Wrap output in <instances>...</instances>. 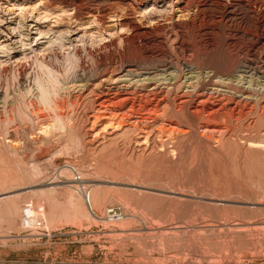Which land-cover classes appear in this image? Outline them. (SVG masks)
I'll use <instances>...</instances> for the list:
<instances>
[{"label":"rangeland","instance_id":"1","mask_svg":"<svg viewBox=\"0 0 264 264\" xmlns=\"http://www.w3.org/2000/svg\"><path fill=\"white\" fill-rule=\"evenodd\" d=\"M0 264H264V0H0Z\"/></svg>","mask_w":264,"mask_h":264},{"label":"bare ground","instance_id":"2","mask_svg":"<svg viewBox=\"0 0 264 264\" xmlns=\"http://www.w3.org/2000/svg\"><path fill=\"white\" fill-rule=\"evenodd\" d=\"M182 10V9H181ZM75 11V10H74ZM180 11V10H179ZM181 13V12H180ZM183 14V13H182ZM185 15V14H184ZM258 16V15H257ZM132 20V19H131ZM131 22V21H130ZM132 22H133V20H132ZM132 24V23H131ZM135 24V23H134ZM132 27H133V25H131ZM160 26V25H159ZM142 65V64H141ZM133 71V70H132ZM130 73V72H129ZM128 73V76L129 75H132V73L131 74H129ZM134 73H135V71H134ZM143 73V72H142ZM145 73V72H144ZM148 73V72H147ZM142 74H139L138 76H141ZM144 75V74H143ZM141 79V78H140ZM142 80V79H141ZM148 80V79H147ZM121 86V85H120ZM195 98V97H194ZM127 100V99H126ZM132 111V110H131ZM100 113V112H99ZM141 114V113H140ZM97 124V123H96ZM100 131V130H99ZM105 132V131H104ZM86 199V198H85ZM90 199V198H89Z\"/></svg>","mask_w":264,"mask_h":264}]
</instances>
